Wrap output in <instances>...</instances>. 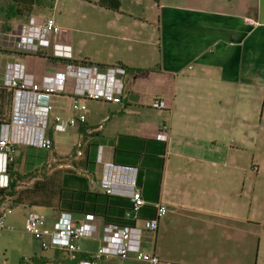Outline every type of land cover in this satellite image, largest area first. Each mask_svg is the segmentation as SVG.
Returning a JSON list of instances; mask_svg holds the SVG:
<instances>
[{"label":"crops","instance_id":"crops-1","mask_svg":"<svg viewBox=\"0 0 264 264\" xmlns=\"http://www.w3.org/2000/svg\"><path fill=\"white\" fill-rule=\"evenodd\" d=\"M121 1L119 10L99 5L113 13L101 21H85L79 29L61 27L59 42L72 46V57L64 61L54 55L53 47L41 55L20 52L17 36L29 17L0 24V85L5 65L14 62L24 64L39 82L46 73H67L66 64L72 63L99 69L96 74L86 70L84 86L114 87L118 79L123 85L120 104L84 100L82 123L72 110L69 80L66 92L50 100L53 150L18 147L14 170L26 174L27 168L71 157L78 162L82 148L91 143L93 164L80 170L89 180L85 189L105 194L100 181L107 164L136 167L146 201L139 224L155 216L157 202L168 208L155 244L153 235L146 234L145 251H154L163 264H258L257 239L264 223L253 208L264 204V0ZM36 17L53 18L58 24L53 15ZM117 67L125 73L114 76L110 70ZM11 97L0 87V132L10 117ZM155 99L166 107L152 108ZM57 116L63 121L56 122ZM72 118L78 121L74 125L69 124ZM164 126L167 140L162 137ZM68 133L74 142L61 151L59 141ZM52 168L48 175L72 168V163ZM11 198L0 197V212L13 204ZM130 207L128 197L112 200L109 221L127 222ZM47 210L52 209L34 206L29 214L47 218ZM86 215L74 213L75 221L93 223ZM100 244L98 238H86L79 245L88 255ZM48 253L61 254L47 250L38 255ZM119 263L138 262H106Z\"/></svg>","mask_w":264,"mask_h":264},{"label":"built area","instance_id":"built-area-1","mask_svg":"<svg viewBox=\"0 0 264 264\" xmlns=\"http://www.w3.org/2000/svg\"><path fill=\"white\" fill-rule=\"evenodd\" d=\"M62 28L53 18L39 19L30 16L21 25L17 36V48L21 53L40 54L49 48H54V55L62 60H68L71 55V44L59 42ZM64 74L46 73L43 80L29 75L27 67L19 62L5 65L1 88L11 92L10 117L1 124L0 132V189L9 186L8 165L14 161L16 149L20 146L52 151L54 141L50 137V118L52 114L51 97L60 91L66 92L68 81L73 82L72 110L78 113V120L86 121L87 106L83 103L86 99L106 100L120 104L123 96L121 79L117 80L114 87L84 86L83 76L86 70L98 72L97 67L90 69L84 66L68 63ZM116 76L124 74L125 69L117 67L110 70ZM59 80V81H58ZM154 109H164L165 103L155 99L151 105ZM56 122H62L57 116ZM78 121L72 118L70 125ZM168 127H163L162 137L167 140ZM82 153L79 151L78 155ZM102 159V148L99 149L98 161ZM138 169L136 167L107 164L100 181L105 193L110 196L128 197L132 201L131 209L125 214L129 225L106 223L102 217L86 215L93 221L91 224H78L74 213L69 211L56 212L53 226L48 219L39 213L27 216L25 230L31 234L41 251L54 250L66 254L70 260H76L82 254L80 241L86 238H98L101 242L99 248L88 253V258L74 264H106L108 261L119 260L125 262L134 260L143 264H163L161 258L154 252L144 250L146 234L153 235L152 243L156 242V235L160 220L168 213V208L161 202L154 205L155 216L140 222L139 213L146 205L142 191L137 183ZM13 204L0 212V233L9 228L5 217L12 212ZM122 264V263H119Z\"/></svg>","mask_w":264,"mask_h":264},{"label":"rangeland","instance_id":"rangeland-1","mask_svg":"<svg viewBox=\"0 0 264 264\" xmlns=\"http://www.w3.org/2000/svg\"><path fill=\"white\" fill-rule=\"evenodd\" d=\"M13 0H0V10L6 8ZM35 6H29L31 12L27 16L19 19H25L28 16H36L41 13L44 16H55L60 27L79 29L80 24L82 25L85 21L103 20L106 16H112L113 13L103 11L99 6V0H35ZM128 2H126L127 4ZM31 7V8H30ZM53 7H56L53 10ZM26 10V9H25ZM34 10L36 15H34ZM6 20L3 13L0 11V24ZM127 89V88H126ZM154 115L155 113H150ZM74 137L71 133L63 135L62 140L59 141L61 144V151H67L72 146ZM42 152V151H40ZM82 157H80L81 159ZM74 158L71 157L69 160L58 161V164L72 163ZM56 163L49 166L48 163L38 168H27V172H32L31 177L44 178L50 173L52 166L58 165ZM73 164V163H72ZM65 168V167H63ZM67 179V183L69 182ZM33 178L26 177L23 180L17 182V191L20 192L27 188H31L33 184ZM72 186L74 184L80 186L79 181L71 179L69 182ZM74 183V184H73ZM262 184L264 191V173L262 174ZM15 204L12 207V212L7 214L5 217V223L9 228L7 231L0 233V264H64L67 259L66 254H60L59 256L46 254L40 257L38 254H42L38 245L35 243L34 238L31 234L25 230V222L28 214L30 213L29 200L25 198L21 203L18 204L17 196L10 199ZM54 212L58 210L52 209ZM52 210L46 211L49 225L52 226L55 218V213ZM254 216L260 219L264 223V204L259 207L253 208ZM258 240V254L256 260L258 264H264V228L262 229V235ZM255 257V255L253 256ZM250 257L251 259L253 258ZM255 259V258H254ZM143 264V263H136Z\"/></svg>","mask_w":264,"mask_h":264},{"label":"trees","instance_id":"trees-1","mask_svg":"<svg viewBox=\"0 0 264 264\" xmlns=\"http://www.w3.org/2000/svg\"><path fill=\"white\" fill-rule=\"evenodd\" d=\"M35 0H13L6 8L0 10L4 14L7 21L23 18L31 12L29 6H35ZM99 5L111 10H119L122 6L121 0H100ZM31 8V7H30ZM26 9V10H25ZM30 17V16H28ZM1 52V50H0ZM41 55V54H39ZM51 61H56L52 57L49 58ZM64 61V60H62ZM84 134L85 132L82 131ZM85 141V137L84 140ZM94 145L88 143L83 149V157L78 162H72V168L55 170L52 174L45 176L44 178L37 179L38 177H31L32 173L21 174L15 171V161L8 165V175L10 177L9 186L6 189H0L1 196H17L18 204L24 203L23 201L27 198L30 202L31 207L41 206L58 211H69L72 213H82L100 216L104 219L106 223H114L108 219L107 211L110 208V203L112 200L119 199L120 197L110 196L108 194H101L96 192H90L85 189L86 183L89 182L87 176L80 172L81 169H85L88 165H92L93 162L89 159V149ZM78 147L74 149L73 156L76 157ZM28 178L35 179L32 187L17 191V182L20 180ZM71 178L75 181L81 183L80 186L83 190L78 188V185L74 184V187L67 179ZM13 206L15 204L13 203ZM132 206V201H131ZM131 207L128 209L130 210ZM128 222V221H127ZM124 222L122 225H128ZM88 258L87 254H79L76 260H70L68 257L64 261V264H74L82 259Z\"/></svg>","mask_w":264,"mask_h":264}]
</instances>
